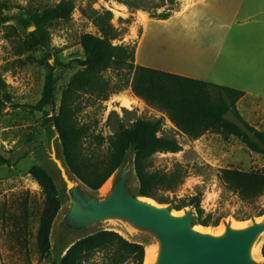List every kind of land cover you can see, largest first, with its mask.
<instances>
[{"label":"rangeland","instance_id":"374dc122","mask_svg":"<svg viewBox=\"0 0 264 264\" xmlns=\"http://www.w3.org/2000/svg\"><path fill=\"white\" fill-rule=\"evenodd\" d=\"M62 0H0V12L11 16L19 10H43L53 7ZM74 10L68 21H56L48 25L49 34L48 55L41 51L21 52L20 45L25 36L33 31L19 28L15 22L0 27V68L12 97L13 107H7L0 115V155L9 164H0V264H60L67 248L78 239L97 231H114L129 242L141 244L144 247H157V239L149 232L139 231L122 220H105L90 228L69 231L66 227V216L71 206L69 194L65 191L60 174L51 160V149L54 148L57 157L63 162L62 149L54 127L46 123L45 118L55 115L63 88L80 69L84 60L80 44L82 34L99 35L93 25L90 10L103 9L112 13L113 27L120 32L118 40L113 45L134 47V63L151 68L164 67L184 75H189L187 69H177L179 62L174 54L187 52V41L184 44L173 43L171 34L181 32L179 22L171 20L168 24L150 23L138 46L149 19L157 20L160 14L170 15L178 8V0H125L135 3L140 10L129 9L114 0H71ZM6 3L10 10L1 8ZM159 6L160 8H156ZM196 20L194 30L182 31L186 40L189 34H199L197 40L202 47L206 42V19L203 9ZM154 16V17H153ZM153 17V18H152ZM200 17V18H199ZM146 18L145 23L142 19ZM199 26V28H198ZM256 29V25L246 27ZM239 30V29H236ZM138 46V48H137ZM43 59L54 68L57 78L56 108L38 112L33 109L41 97L45 76L48 72ZM194 62V61H192ZM253 64L254 69L237 71L232 76L222 72L221 81L238 87H247L253 95L245 96L237 104V110L244 121L259 131H264V55ZM256 64V65H255ZM186 67L192 64L184 61ZM166 66V67H165ZM177 68H174V67ZM202 67V64H201ZM196 68L198 65L196 63ZM201 80L211 75L205 74L203 68L198 71ZM214 74V73H213ZM103 78L109 84V91L123 87L126 78H120L115 71H108ZM130 79V76L127 77ZM230 88V87H229ZM238 89V88H234ZM258 93V94H254ZM127 97L135 103L129 109L120 106L118 99ZM81 107L79 122L89 129V137L84 148L86 153L97 151L103 155L107 145L99 146L98 138L112 135L119 124L129 126L138 119H163L160 136L175 139L182 150L176 154H156L149 161L150 171L161 173L178 172L182 177L181 184L165 195L171 204H161L169 209L171 205L184 200L198 198L202 217L217 222L216 226L206 227L216 233L226 226H250L264 220V214L257 217L259 210L264 212V194L255 204L243 202L237 194L228 190L219 180L221 169L237 171H263L264 155L250 152L239 140L232 136H224L216 132H208L197 140H189L169 122L167 117L145 104L136 97L130 88L111 94L103 101L95 96L84 94L80 98ZM47 114V117L44 116ZM230 118V117H229ZM38 166L45 170L53 179L59 197L61 208L53 222L50 233V253L41 256L36 247V232L38 220L44 205L41 189L29 175V170ZM123 171L128 172L127 189L133 196H138V183L133 171V151L129 150L121 167L109 178L110 189L106 194L91 191L82 185L74 176V182L83 193L95 200L105 199ZM108 179V180H109ZM191 209L194 219L196 212L193 207L176 211L181 213ZM193 224L194 220H193ZM255 246L260 258L256 264H264L261 249L264 246V233L258 238ZM105 254H96L87 264H108Z\"/></svg>","mask_w":264,"mask_h":264},{"label":"trees","instance_id":"16d2710c","mask_svg":"<svg viewBox=\"0 0 264 264\" xmlns=\"http://www.w3.org/2000/svg\"><path fill=\"white\" fill-rule=\"evenodd\" d=\"M114 1L129 9L140 10L135 3ZM169 1L172 3L173 0ZM1 8L11 9L6 3H3ZM73 10L74 4L71 0H62L43 10H19L11 16L0 12V27L10 22H15L24 30L33 27V31L23 39L20 51H41L46 58L50 41L48 25L60 20L68 21ZM90 15L99 35H81L80 44L84 55V60L80 62L81 69L63 88L57 113L45 118L46 123L51 124L58 135L65 167L82 185L93 192L98 191L121 167L131 149L138 196L152 199L158 204H171L165 195L174 192L183 177L178 172L150 171L149 161L152 156L176 154L182 150L175 139L159 135L163 119H138L129 126L119 124L112 135L98 138L99 146L107 145L105 154L101 155L97 151L86 153L84 144L89 137V129L78 119L80 98L84 94L106 101L111 94L130 88L145 104L163 113L178 132L189 140L194 141L208 132H216L236 138L252 153L264 155V131L249 125L237 110L238 102L246 96L245 92L135 65L134 47L112 44L120 37V32L111 23L112 13L105 9H92ZM169 16L170 14L166 13L155 17L157 20H166ZM43 62L48 72L41 97L33 107L38 112L56 108L57 78L54 68L46 59H43ZM6 70V66L0 68V115L7 107H13L11 94L2 74ZM108 71H115L118 77L126 78L124 86L109 91V84L103 78V74ZM128 76L130 79H127ZM44 116L47 117V114ZM0 164H9V161L0 155ZM29 175L44 197L36 232V247L41 256H47L50 253V233L61 208V199L53 179L45 170L33 166ZM219 180L248 204H255L264 194L263 171L221 169ZM186 207L195 209V225L209 227L218 224L202 217L198 198H192L188 202L181 200L171 205V209L176 211ZM263 214L260 209L257 217ZM96 254H105L109 260L108 264H143L144 247L127 241L117 232L97 231L72 243L61 258L60 264H87ZM261 255L264 258V246Z\"/></svg>","mask_w":264,"mask_h":264},{"label":"water","instance_id":"95a60500","mask_svg":"<svg viewBox=\"0 0 264 264\" xmlns=\"http://www.w3.org/2000/svg\"><path fill=\"white\" fill-rule=\"evenodd\" d=\"M50 156L71 199L66 216L69 231L84 230L105 220H122L157 239L155 264H256L250 250L264 233V220L243 229L226 226L221 236L201 234L194 230L191 209L175 215L152 199L145 198L151 201L147 202L133 196L127 189V171L105 199L95 200L79 190L54 148Z\"/></svg>","mask_w":264,"mask_h":264},{"label":"crops","instance_id":"0c3cea01","mask_svg":"<svg viewBox=\"0 0 264 264\" xmlns=\"http://www.w3.org/2000/svg\"><path fill=\"white\" fill-rule=\"evenodd\" d=\"M178 3V8L168 19L148 20L138 46L141 45L144 33L150 23L165 25L171 20H175L179 22V27L183 32L184 30H194L197 16L201 12L200 8L203 9L206 19L204 34L205 38L207 37L206 42L202 47L201 41L197 40V36L199 37L197 33L189 34L186 40L182 36V31L175 33L176 35L171 34L173 43L184 44L187 41L186 54L182 52L174 54L179 62L178 68L176 66L174 68L187 69L189 73H193L192 75L187 76L164 67L152 69L201 80L198 71L203 68L206 75L210 72L211 75L201 81L238 88L247 96L253 95L251 93L253 91H249L247 87L241 88L231 85V83L222 82L221 75L222 72L228 71L229 75L233 77L237 71L252 70L254 69L253 64L258 63L260 54L264 55V0H178ZM253 25H256L257 28L250 30L246 28ZM184 61L192 64L193 67H186ZM196 63L198 68H196ZM136 65H138L137 62Z\"/></svg>","mask_w":264,"mask_h":264},{"label":"bare ground","instance_id":"6f19581e","mask_svg":"<svg viewBox=\"0 0 264 264\" xmlns=\"http://www.w3.org/2000/svg\"><path fill=\"white\" fill-rule=\"evenodd\" d=\"M147 21L146 18L142 19V22L145 23ZM147 23V22H146ZM118 102L120 103V106L126 109H129L131 107V105H133L135 102L127 97H121L118 99ZM70 178L72 180H74V178L72 177L71 174H69ZM110 189V179L107 180L103 186L99 189L100 192H102L103 194H106ZM144 201L147 202H151L148 199L145 198H141ZM173 214L175 215H181V213H175L173 212ZM206 227L200 226V225H194V230L201 233V234H207V235H211V236H221L224 233V229H220L218 232L213 233L208 231L207 229H205ZM232 229H243L244 226H238L236 224L231 225ZM250 257L254 260L260 258V254H259V250L256 246H252L251 250H250ZM157 259V247L153 248L151 246H148L145 248L144 250V260H143V264H155Z\"/></svg>","mask_w":264,"mask_h":264}]
</instances>
